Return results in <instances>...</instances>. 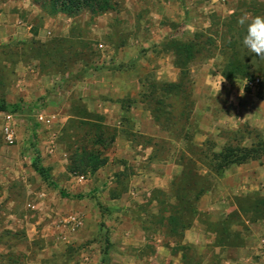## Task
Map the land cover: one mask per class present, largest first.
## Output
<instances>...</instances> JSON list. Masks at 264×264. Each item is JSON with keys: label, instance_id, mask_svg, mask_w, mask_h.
Instances as JSON below:
<instances>
[{"label": "rangeland", "instance_id": "1", "mask_svg": "<svg viewBox=\"0 0 264 264\" xmlns=\"http://www.w3.org/2000/svg\"><path fill=\"white\" fill-rule=\"evenodd\" d=\"M114 2L98 15L84 7L68 15L51 13L49 0H0L1 19L17 13L32 33L0 54V99L17 104L0 110V264H156V234L175 252L183 215L205 220L222 243L223 222H210L194 202L210 189L211 212L221 214L222 176L236 149L264 155L259 129L236 121L234 99L226 91L216 98L219 83L199 94L193 84L216 63L244 90L263 85L264 59L243 48L236 21L264 16V0ZM166 65L178 67L175 78L164 76ZM127 104L135 119L123 115L125 128L106 122L102 105ZM125 142L128 151L114 155ZM140 168L150 170L151 186L128 191ZM181 248L190 264L202 259Z\"/></svg>", "mask_w": 264, "mask_h": 264}, {"label": "crops", "instance_id": "2", "mask_svg": "<svg viewBox=\"0 0 264 264\" xmlns=\"http://www.w3.org/2000/svg\"><path fill=\"white\" fill-rule=\"evenodd\" d=\"M27 24L18 17L17 13H13L12 17L7 19L0 17V54H2L4 46L11 45L14 40L32 36ZM62 29V35L68 33L69 22H64ZM216 67L217 64L215 63L199 73L198 77L201 76L202 82H193L194 92L199 94L219 83V88L226 91L229 98L234 99L233 104L236 106L235 112L237 113L236 121L241 123L247 121L254 125L259 129L261 139L264 141V82L256 90L250 87L244 90L242 79L237 76L226 77L222 70H218ZM172 68L173 71H170L166 65L163 70L164 76L171 72L175 78L179 69L175 65ZM127 83H132L131 76H128V79L125 77V84ZM100 105L98 102L97 107L100 108ZM102 106L104 109L108 108L107 111H104V113L107 112L104 114L106 122L112 121L119 128H125L121 123L123 115L125 117L128 115L131 120L135 119L131 112L132 106L128 104L126 106L119 105L118 110L109 105ZM195 107L197 108L196 104ZM127 108L130 110L129 112L126 110ZM99 112L101 111L99 110ZM140 133L151 135L150 132L141 131ZM193 141H197L196 134ZM117 145L114 155H120L123 151H128L130 147L129 143L126 142L123 146L120 143ZM148 148L150 149L149 146ZM149 171L141 168L136 169L131 175L132 179L127 186L128 191L143 192L148 190L151 186L148 177ZM222 180L221 191L224 193L223 198L226 207L221 214L215 215L211 212L216 198L214 197L215 193L210 189L195 200L194 207L198 211H203L210 222L213 221L214 217L216 219L219 217L223 222L222 229L226 233L223 234L224 241L222 243L216 241L215 234L207 228L205 220L195 217V215L194 217L183 215V229L178 242L182 246L187 245L203 253L199 263L194 262V264H211L209 262L210 255L218 257L219 264H264V155L258 159H249L235 164L226 172V175L222 176ZM232 215L236 217V221H233ZM140 230L142 245L144 246L147 238L144 231ZM162 238V235L157 233L156 244L152 245L155 250L153 257L158 259L155 261L156 264H190L184 260L182 246L175 252L171 251L170 246H166ZM146 264L153 263L150 261Z\"/></svg>", "mask_w": 264, "mask_h": 264}, {"label": "trees", "instance_id": "3", "mask_svg": "<svg viewBox=\"0 0 264 264\" xmlns=\"http://www.w3.org/2000/svg\"><path fill=\"white\" fill-rule=\"evenodd\" d=\"M114 0H49L50 12L51 13H62V14H74L79 7H84L92 15H98L114 8ZM17 108L16 103L5 102L0 99V110H15ZM257 147L263 148L264 142L260 141ZM253 150L243 147L236 149V152L240 153L235 155L234 163H241L249 159H256L257 157L249 156L248 154ZM100 164V163H99ZM98 163H93L91 166L96 167ZM34 170L45 180L49 179L48 169L40 165L36 160L33 161Z\"/></svg>", "mask_w": 264, "mask_h": 264}, {"label": "clouds", "instance_id": "4", "mask_svg": "<svg viewBox=\"0 0 264 264\" xmlns=\"http://www.w3.org/2000/svg\"><path fill=\"white\" fill-rule=\"evenodd\" d=\"M237 24L244 28L241 44L249 53L264 59V16H251L248 13L237 18ZM223 99L222 90L216 91V98Z\"/></svg>", "mask_w": 264, "mask_h": 264}, {"label": "built area", "instance_id": "5", "mask_svg": "<svg viewBox=\"0 0 264 264\" xmlns=\"http://www.w3.org/2000/svg\"><path fill=\"white\" fill-rule=\"evenodd\" d=\"M259 82H260V78L259 77H254L251 80H248L247 84L252 87V86H257L259 84ZM4 133H5L6 139L9 142H12V133L9 131L8 127H5ZM263 242H264V240H263Z\"/></svg>", "mask_w": 264, "mask_h": 264}]
</instances>
